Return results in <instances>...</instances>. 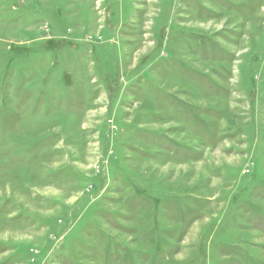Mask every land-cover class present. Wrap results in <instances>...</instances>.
Instances as JSON below:
<instances>
[{"label":"rangeland","instance_id":"374dc122","mask_svg":"<svg viewBox=\"0 0 264 264\" xmlns=\"http://www.w3.org/2000/svg\"><path fill=\"white\" fill-rule=\"evenodd\" d=\"M0 264H264V0H0Z\"/></svg>","mask_w":264,"mask_h":264}]
</instances>
